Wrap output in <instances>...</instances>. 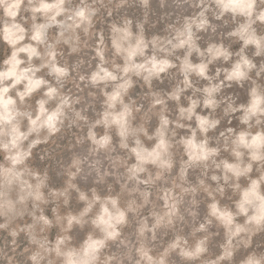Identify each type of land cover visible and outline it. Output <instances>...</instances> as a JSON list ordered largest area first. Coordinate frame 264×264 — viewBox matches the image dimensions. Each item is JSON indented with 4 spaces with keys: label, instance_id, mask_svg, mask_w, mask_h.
I'll list each match as a JSON object with an SVG mask.
<instances>
[{
    "label": "rangeland",
    "instance_id": "rangeland-1",
    "mask_svg": "<svg viewBox=\"0 0 264 264\" xmlns=\"http://www.w3.org/2000/svg\"><path fill=\"white\" fill-rule=\"evenodd\" d=\"M12 1L0 0V71L16 52L19 67L32 70L54 98L41 90L19 100L22 84L0 82L23 136L21 159L13 162L0 124V192L11 205L0 208V264H64L66 252L81 254L90 239L102 244L89 264H264V221H246L237 209L252 180L264 197V147L254 161L238 139L264 136V24L256 21L264 3L255 0L246 21L222 11L220 0H62V13L50 19L37 6L55 0H20L9 20ZM78 12L85 19L72 26ZM5 26L22 33L16 48L3 42ZM35 26H46L38 45L31 43ZM247 31L260 52L244 43ZM138 42L141 52L129 59ZM26 45L35 58L21 54ZM243 58L253 67L244 68ZM162 61L164 68L151 72ZM51 62L66 70L61 79ZM183 62L203 65L205 76L185 73ZM239 62L244 77L234 81L229 70ZM254 92L263 110L256 116L245 113ZM41 100L44 114L61 105L53 133L43 124L28 128ZM124 111L121 135L112 119ZM198 117L218 123L200 133ZM159 138L164 149L154 161L136 158L138 149L150 155ZM191 139L206 146L205 160L189 157ZM227 164L249 169L234 176ZM111 202L124 216L113 239L95 222ZM212 206L231 215L228 227Z\"/></svg>",
    "mask_w": 264,
    "mask_h": 264
},
{
    "label": "bare ground",
    "instance_id": "bare-ground-1",
    "mask_svg": "<svg viewBox=\"0 0 264 264\" xmlns=\"http://www.w3.org/2000/svg\"><path fill=\"white\" fill-rule=\"evenodd\" d=\"M19 1L20 0L12 1L5 7V14L9 20H12L16 17L18 7L13 8L12 6L14 4L16 5L20 4ZM261 1L264 3V0ZM220 2L217 1V5L220 7L222 11H226L234 15H241L245 18L246 21L250 20L251 15L250 16L246 15L244 11L238 9L234 10L235 5L237 3H241V4L248 3L250 2V0H220ZM222 4H224L223 7ZM53 5H55L56 7H51ZM226 5H230V6L226 7ZM37 8L39 9L37 10L38 13L44 16H48L50 19H52L56 15H60L62 13L63 11L62 0H55L51 4L42 3L39 6H37ZM10 12H15L16 14L13 16L10 14ZM78 13L76 17H73L74 22L72 26L81 23L85 19V16L78 15ZM261 15H264V9L261 10V12L257 15L256 18L257 22L264 24V20L260 19ZM42 31H43V27L41 26L34 27L33 32L31 34V43H33L34 45H38L42 42ZM2 34H4L3 42L12 48H16V44L22 41L20 39H23L22 33L18 32V29L13 26H5ZM243 41L246 45L252 46L256 51L259 52L261 51L260 49L262 45L260 44L259 40L254 35H252L251 32L249 31L245 32V34L243 35ZM140 46L141 44L138 42L133 49L128 51L129 59L130 57L132 58L135 53L138 54L141 52ZM20 49H21V54L25 56V59L31 60L32 58L36 57L35 55L36 52H33V50H35L33 45L22 46ZM212 52H213L212 55L214 56L220 55L219 51H215V49L212 50ZM49 59H53V57L49 56ZM244 61L245 59L243 58L241 62L244 63ZM241 62L236 63V65L229 70L228 76L232 77V80L234 81L237 80L241 81L242 78L244 77V69L240 65ZM6 63H7L6 69L0 71V82L8 81L10 87H17L18 85L22 84L24 86L22 93H27V94L22 96L21 95L22 93H20V95L18 96L19 100L25 98H31L34 94H36L41 90H43L44 92V99L50 100L54 98L53 89L51 90L50 88H45V86L42 83L40 84L36 83V81H39L40 79L37 80L35 79V77H33L32 70L29 69L24 70L19 67L18 64L19 59L16 56V52L12 53V55L6 60ZM154 63L155 64L153 68H151V72L161 70L165 66V64H163L164 63L163 61L159 63L157 62ZM183 63H185L183 66H186L184 67L185 69H183L185 73L193 69L198 77L202 78L205 76L203 65L199 64L196 67H193L190 63L187 62H183ZM237 65H239V68L237 67ZM248 67L249 66L244 63V68L248 69ZM50 68L55 78L61 79L63 77V75H61L58 71H54V69H58V68L53 64V62L50 63ZM5 88L6 87H2L0 89V124L5 128L6 130L5 132H7L9 135L7 137V142L10 145L9 150H11V153L9 152L10 153L9 155H10V160L13 159L15 156V158L11 160L14 162V161H20L21 159L22 150L21 147L19 146V142L23 141V136L21 135V131L17 128V124L14 118L15 111H13L15 110V107L13 105V102L11 104L8 103V101H12V99L8 96V93L4 91ZM29 89H31V91H29ZM122 89H124V85L121 86V90ZM119 91L120 90H117L113 94H111L110 102L114 103L115 101L119 100L118 97ZM41 101H39L38 103V110L36 117L31 118L28 122V128L30 130H33L34 128H37V126L41 127L40 125L43 124L48 128L49 132L53 133L56 129V121L58 119L57 114L61 105H58L57 108L54 109L53 111L44 114L45 108L43 112L41 111L40 108ZM259 102H260V98L257 94L251 95L245 113H247L248 110L254 111L255 116L258 115L259 113H262L263 110ZM125 113L126 111H124L119 116H115L112 119V122L116 123L115 125H117L120 134L125 131V127H126L125 119H124ZM201 119L204 118L198 117L197 119V123H196L197 130L200 133H205L206 124L204 126H201ZM242 119L244 123L247 122V120H245L244 117ZM33 120L37 121L36 125H33L32 123ZM238 139H239V144L248 150V154L252 158V160L257 161L261 158L262 156L261 152L264 147V136L260 134H254L249 139H247L244 135H240ZM186 146L189 152V157L194 161L205 160L208 157L209 152L207 151V148L204 144H199L195 142L194 139H191L187 141ZM162 149H164V140L162 138H159L157 143L154 145V147H152V149L148 152L150 153V155L147 154L145 150L143 151L141 149L140 150L138 149L136 151L135 156L137 159L140 160L154 161ZM229 165L230 164L225 165L224 169L226 171L229 170L228 172L235 174L234 176L246 174V172L249 169V167L246 168L240 167L239 164H232L231 168L229 167ZM6 176L9 177L10 174H7ZM261 176L262 179L264 180V175L262 174ZM11 177H9L8 180H11L12 179ZM34 194L36 195L37 192H34ZM3 203L5 204V206H7V204H10V200L6 198L4 199ZM237 209L239 215L245 216L246 221H249L257 225H259L261 222L264 221V197L259 192V185L256 180H252L249 186L240 192ZM248 209L252 210L250 215L247 214ZM211 212L216 217V219L220 221L222 224H225L226 227H228V225L232 221L231 215L228 212L220 211L216 206L211 207ZM123 220H124L123 211H121L115 203L111 202L109 206L102 204L101 211L98 217L96 218L95 222L99 224L101 230L107 236H110V239H113L117 226L121 224ZM233 232L234 233L239 232L236 226ZM101 241L102 240H91V239L86 241L82 246L81 254H76L77 256L70 255L71 251L66 252L68 255L64 258V264H89L92 259L91 258L92 253L90 252H93V255H95V253L98 252L102 244ZM200 252L201 251L195 253L194 257L199 255ZM248 264H252V262H248Z\"/></svg>",
    "mask_w": 264,
    "mask_h": 264
},
{
    "label": "clouds",
    "instance_id": "clouds-1",
    "mask_svg": "<svg viewBox=\"0 0 264 264\" xmlns=\"http://www.w3.org/2000/svg\"><path fill=\"white\" fill-rule=\"evenodd\" d=\"M254 3H255V0H250V2L243 3V4L237 3L235 5L234 10H237L238 9V10L244 11L246 15H249L250 16L252 14V9H253V4ZM228 6H230V5H226V7H228ZM12 7L13 8L18 7V5L14 4ZM46 7H49V6H46ZM51 7H56V6L53 5ZM10 14L14 16L16 13L15 12H10ZM78 15H83V13H78ZM260 19L264 20V15H261L260 16ZM250 24H251V22L249 23V27H250ZM201 26L203 27V25H201ZM41 27H46V26H41ZM33 52H35V50H33ZM244 63L247 64L249 67H253V65H251L250 62L247 61V60H245ZM237 67L239 68V65H237ZM54 71H58L61 75H65L66 74V70L65 69H54ZM36 83L37 84H40V83H43V81H36ZM4 91L7 92L8 89L5 88ZM29 91H31V89H29ZM26 94L27 93H22L21 95L23 96V95H26ZM254 95H255V92H254ZM8 103L11 104L12 101H8ZM44 103H45L44 101H41L40 102V108H41V111L42 112L44 110ZM13 111H15V110H13ZM248 118H249L248 116H245L244 117L245 120H247ZM9 119H10V117H9ZM32 123H33V125H36L37 124V121L36 120H33ZM216 123H218V121H213L212 123H208L206 120L201 119V126H204L205 124H207V128L205 129V131H207L208 129L213 128ZM38 127L39 126H37V128ZM37 128H34L33 131H36ZM14 131H15V129H14ZM6 136H7V133L4 134V138H6ZM4 147L8 148V147H10V145L8 143H4ZM215 151H216L215 149H212L211 150V152H215ZM237 155H240V154L237 153ZM229 167L231 168L232 166L229 165ZM213 179H216V177H213ZM0 197H4L6 199V194L4 192H0ZM113 203H115V202H113ZM2 207H5V204H0V208H2ZM7 207L10 209L11 208V205L10 204H7ZM0 227H3V225H0ZM198 251H203V249L202 248L201 249H198ZM32 259L35 260L36 257L33 256ZM257 264H259V262H257Z\"/></svg>",
    "mask_w": 264,
    "mask_h": 264
}]
</instances>
